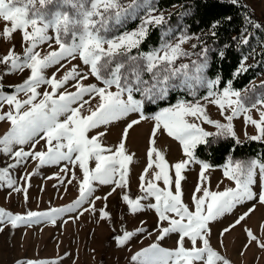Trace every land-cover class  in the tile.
Returning a JSON list of instances; mask_svg holds the SVG:
<instances>
[{"label": "snow or ice", "instance_id": "snow-or-ice-1", "mask_svg": "<svg viewBox=\"0 0 264 264\" xmlns=\"http://www.w3.org/2000/svg\"><path fill=\"white\" fill-rule=\"evenodd\" d=\"M230 2L236 4L238 0ZM55 3L57 0H0V18L6 22V26L0 30L3 38L10 40L19 31L24 45L22 54L16 53L13 44L6 54L0 57V64L6 66L0 73V81L4 76L23 73L26 70L29 72L21 83L14 86V92L11 94H5L3 85L0 84V109L5 104L10 106L9 111L0 114V121L7 120L10 123V128L0 136V154L12 161L0 167V184L26 193V188L17 186L11 170L26 164L29 159L38 161V168L63 164L61 172H68V166L71 165L73 178L74 169L78 166L82 179L79 181L78 198L67 206L47 211H28L26 214H13L0 208V225L10 224L13 228L46 221L55 224L57 219L65 214L79 212L86 202L89 206L83 211L96 213L95 200L101 199L105 204L99 210L100 219L111 218L106 204L108 196L118 188H127L130 184L129 164L133 156L125 151L128 135L134 126L147 118L143 112L144 101L137 98L136 94L152 102L161 99L167 95L170 88L177 87L171 81L181 74L182 70L188 69V65H181L179 69L172 67L179 57L188 55L181 47L190 39L188 35L182 34L175 43H170L166 42L168 32H165L162 34V40L165 42L159 48L132 54L133 50L139 49L147 39L151 26L159 27L166 23L162 14H152L154 9L147 0H144V3L131 0L127 5H122L120 0H58L55 11H44L46 6ZM65 6L70 7L72 12L61 10ZM145 8L148 9L147 14L136 29L120 31L129 19H136L138 12ZM247 20L250 27L261 28L251 16H248ZM7 22H10V26ZM219 24V21L213 22L212 29L215 30ZM248 41L249 38L244 37L241 43L247 44ZM53 43L57 47L53 48ZM41 45H47L51 50L42 54L38 50ZM195 47L196 45H193V48ZM219 55L223 57L225 52L221 51ZM77 57L87 71H82L79 65L72 64L71 68L57 78V73ZM246 60L247 56L242 57L233 73L234 78L247 71ZM206 63L205 59L204 63L196 65L195 71L202 72ZM57 65L59 67L56 72L51 76L45 75L47 69ZM145 74L148 79L144 78ZM183 75L187 80L186 71ZM89 76L95 78L102 86L96 83L84 84ZM196 79L199 80L200 77L197 76ZM72 81H75L71 85L74 91H59ZM217 83L218 79L207 81L208 95L203 99L216 105L221 115L230 110L231 114L225 116L228 123L210 119L202 104L187 101H179L173 106L165 107L151 117L154 124L147 151L148 161L139 177L142 195L133 199L124 193L121 198L132 213L142 212L145 208L154 211L159 229L157 241H163L171 234H175L177 240L175 248L162 247L160 243L154 242L140 249L131 257L137 264H232L211 246L212 225L233 213L238 206L251 204L247 211L218 232L219 237H224L255 211L256 203L264 205V162L230 159L224 165L223 175L234 181L235 187L212 191L210 187L204 186L205 170L209 165L195 161L193 149L198 144L205 143L206 138L213 135L235 136L231 121L240 114H244L245 122L251 123L257 130L258 135L250 138H264V110H261L264 109V92L249 97L246 90L242 95L241 91L232 87L231 80L222 91H214ZM41 85H48L51 90H45L42 98H39L41 93L38 89ZM261 87L264 88V83ZM113 88L115 91L111 90ZM251 91L255 92V86ZM21 92L26 93L24 100L18 99ZM97 98L96 107L89 108V114H83L85 107ZM25 107L27 110L22 111ZM252 109L258 111V120L249 115ZM130 114H138V119H131L126 123L115 150L105 146L102 139L107 133L98 129L107 128ZM189 117L214 125L217 132L205 131L199 123L190 122ZM159 131L177 140L187 159L169 166L165 157L154 147ZM92 132L95 134L90 135ZM41 140L45 142V150L36 151ZM28 145L30 147L26 148ZM92 161L95 162L94 167L90 166ZM193 161L200 164L201 183L197 184L189 206L183 200L182 170ZM153 167L157 170L153 172L150 180H146L147 173ZM35 174L33 171L21 176L20 180L27 183ZM160 181L163 182V187L158 186L157 182ZM63 182L61 180V183ZM67 182L70 184L72 181ZM94 182L101 186H112L111 191L103 198L95 197V200H91L96 190ZM257 186L258 191L255 190ZM147 200L153 202L143 203ZM143 223L141 221V225ZM165 224L167 226H164ZM0 231H3V227H0ZM144 231L143 226L134 231L126 230L115 237V243L125 245ZM245 232L249 241H256L259 247L264 248V243L260 242L251 230L245 229ZM186 241L190 243V247L185 246ZM219 243L222 244L223 241L220 240ZM247 247L245 244V248ZM16 264H21V261ZM24 264H56V261L27 260Z\"/></svg>", "mask_w": 264, "mask_h": 264}, {"label": "rangeland", "instance_id": "rangeland-1", "mask_svg": "<svg viewBox=\"0 0 264 264\" xmlns=\"http://www.w3.org/2000/svg\"><path fill=\"white\" fill-rule=\"evenodd\" d=\"M156 1L157 0H147L151 8L154 9L152 14H162L166 23L157 27L160 42L151 50L159 48L160 45L165 42L162 40V34L165 32H168L166 42L170 43H175L177 38L182 34L188 35L190 39L181 46L188 55L179 57L172 66L174 69H179L181 65H188V69L182 70L181 74L171 81V83L177 85V87L170 88L167 95L161 99L152 102L136 94L137 98L144 101V105L148 103H157L162 100L166 101L171 93H177V97L175 101L169 105L159 106L155 111L148 114L144 113L147 118L130 130L125 149L126 154L133 156V160L129 164L130 184L127 188H118L116 192L108 196L106 204L107 211H109L111 218H106L104 220L100 219L98 213L101 207L104 206L105 201L103 199L95 200V197L103 198L111 191L112 186H101L94 182L96 190L91 200H95L96 213L83 211L84 208L89 206V203L86 202L79 212L65 214L62 218H58L55 224L46 221L44 223L27 226L21 225L16 228L11 227L10 224L0 225V227H3V231H0V264H16L17 261H21V264H24L27 260H54L56 264H137L136 261L131 260L132 255L154 242L160 243L162 247L175 248L177 240L175 234H171L163 241L156 240L159 229L157 228V217L153 210L145 208L142 212L132 213L128 210L121 198L124 193H127L130 198L133 199L142 195L139 187V177L148 161L147 151L150 146L149 139L154 124L151 117L161 109L173 106L179 101L191 103L199 102L205 107L206 114L210 119L217 120L221 123H228L225 116L230 115L231 112L230 110H226L224 115H221L216 105L203 99L208 95L207 81L213 80L207 75L206 71L210 50L202 42L197 41L196 36L188 31L181 17L175 16L174 18H170L169 14L171 10L165 13L157 10L155 7ZM242 1L258 18L264 20V0ZM130 2L131 0H120L122 5H127ZM138 2L144 3V0H138ZM57 6L58 0L57 3L46 6L44 11L51 13L56 10ZM37 7H39L38 3ZM61 10L72 12V9L66 6L62 7ZM147 11V8L140 10L137 18L129 19L120 31H131L136 29L141 19L147 14ZM7 25L10 26V22H7ZM5 26L6 22L0 18V30ZM169 29H171L170 32ZM13 44H15L16 53L22 54L24 45L21 42V33L17 31L10 40H5L2 31H0V57L6 54ZM193 45H196V47L193 48ZM55 47L57 46L53 43V48ZM38 50H40L42 54H45L51 49L47 45H41ZM139 52L143 51L136 49L133 50L132 54L136 55ZM146 52L148 51H145V53ZM205 59L207 61L206 66L202 72L197 73L195 71L196 65L204 63ZM72 64H77L80 70L87 71L86 67L77 57V59L68 62L65 69L57 73V78H60L65 70L71 68ZM5 67V65L0 64V73L5 70ZM57 67L59 66L57 65L47 69L45 75L51 76L53 72L57 71ZM184 71L188 74L187 80L183 75ZM28 75L29 72L26 70L23 73L17 72L12 75L4 76L3 80L0 81L3 88L13 87L12 91L3 90L4 93H13L14 86L21 83ZM197 76L200 77L199 80L196 79ZM144 78L148 79V75L145 74ZM185 80V83H181V81ZM74 83L75 81L70 82L68 86L59 89V91H74L75 89L71 86ZM83 83L86 85L93 83L99 85V82L91 76ZM262 83H264V74L254 79L239 91H241L243 95L246 90H248L247 95L249 97H254L256 94L264 92V88L261 87ZM253 86H255V92L251 91ZM222 89L217 90L214 88L213 90L222 91ZM45 90L50 91V86L41 85L39 87L38 91L41 93V97L39 98H42V94ZM111 90L115 91V88ZM25 98L26 93L21 92L18 94V99L24 100ZM85 99H87V97H85ZM97 104L98 98L85 107L83 114H89V108L94 109ZM9 110L10 106L5 104L3 108L0 109V114ZM23 110H27L26 107L22 109V111ZM249 115L254 119H259V113L256 109H252ZM63 118L64 117H61V119ZM131 119H138V114H130V116L110 124L107 128L102 127L98 129L99 131H106L107 133L106 136L103 137L102 143L115 150V146L120 142L123 128ZM188 119L190 122L199 123L205 131L210 133L217 132L216 127L212 124L202 123L191 117ZM231 123L232 131L235 133V136L227 134L223 136L213 135L206 138V143L227 136L234 137L238 140H244L258 135L255 126L245 122L244 114L234 117ZM9 128L10 123L7 120L0 121V136ZM93 134H95V132L90 133V135ZM139 138L141 139L140 142ZM260 140L264 141V138ZM138 143L140 151L136 153L134 147H137L136 144ZM27 147H30V145L26 146V148ZM154 147L165 157L169 166L187 159L180 143L174 138L169 137L163 131L157 132ZM41 150H45V142L43 140H41L36 147V151ZM153 159H155V154H153ZM230 159L233 161L240 160L245 162L251 160L257 161L254 157L244 159L229 157L223 164L212 166L195 157V161H200L209 165V168L205 170L206 180L204 181V186L210 187L212 191H223L227 188L235 187L234 181L225 178L223 175L224 165ZM195 161L190 162L186 168L182 170V176L184 177L182 180L183 200L185 203L189 204V206H191V197L197 184L201 183L200 164ZM11 162L9 157L0 154V167H4ZM37 164L38 161L29 159L26 164L11 170L13 177L17 181V186L24 187L27 191L26 193L24 191L17 192L12 188L0 184V208H3L5 211H11L13 214H26L28 211H47L51 208L67 206L78 198L79 181L82 179V173L78 166L74 169L75 178H73L71 174L73 170L71 165L68 166V172H61L63 164L61 166H45L40 168L37 167ZM90 166L94 167L95 162L92 161ZM156 170L155 167L150 169L146 175V180H150L153 172ZM33 171H35L36 174L31 177L30 181L26 183L20 180L21 176H25ZM171 171L174 176V169ZM48 177L53 178L49 179ZM56 177H59V179ZM61 180L64 182L61 183ZM68 180L72 182L69 184L67 182ZM157 183L158 186L163 187L162 181ZM255 190H259L258 186ZM199 194L202 193H197V195ZM151 202L153 201H143L145 204ZM251 206V204L238 206L234 209L233 213L226 215L224 218H221L220 222L212 225V234L210 237L211 246L219 251L221 255L227 257L232 264H264V248L259 247L256 241H249L245 232V229L251 230L258 240L264 243V205L256 203L255 211L239 226L235 227L224 237L218 236V232L223 227L234 222L238 216L247 211ZM141 221L144 222L143 225H141ZM141 226L145 228V231L141 234H137L130 242H127L125 245H117L115 243V237L117 235L122 234L126 230L134 231L137 227ZM164 226L167 225L165 224ZM220 240L223 241L222 244L219 243ZM245 244L248 245L247 248H245ZM185 246L190 247L191 245L186 241ZM197 246H200L199 242Z\"/></svg>", "mask_w": 264, "mask_h": 264}, {"label": "trees", "instance_id": "trees-1", "mask_svg": "<svg viewBox=\"0 0 264 264\" xmlns=\"http://www.w3.org/2000/svg\"><path fill=\"white\" fill-rule=\"evenodd\" d=\"M155 7L164 13L171 10L170 18L181 17L188 31L210 50L206 71L211 79L219 80L215 85L217 90L227 86L229 80L234 89L241 90L264 74V20L258 18L242 0H238L236 4H232L230 0H157ZM248 16L258 22L261 28L250 27ZM215 21L220 24L213 30L211 25ZM244 37L249 38L247 44L241 43ZM159 42L158 28L151 26L147 39L138 50L149 51ZM221 51L225 52L223 57L219 55ZM244 56H247V71L234 78L233 73ZM3 90L12 91L13 87H5ZM176 97L177 93H171L166 101L148 103L144 105L143 112L148 114L159 106L169 105ZM193 154L212 166L223 164L229 157H254L258 162H264V141L251 138L238 140L227 136L198 144L193 149Z\"/></svg>", "mask_w": 264, "mask_h": 264}, {"label": "bare ground", "instance_id": "bare-ground-1", "mask_svg": "<svg viewBox=\"0 0 264 264\" xmlns=\"http://www.w3.org/2000/svg\"><path fill=\"white\" fill-rule=\"evenodd\" d=\"M140 140H141V139L139 138V142H140ZM138 145H139V143H138V144H136V146H137V147H138ZM137 147H134V148H135V150H136V153L140 151V150H139V149H140V147H138V148H137Z\"/></svg>", "mask_w": 264, "mask_h": 264}]
</instances>
